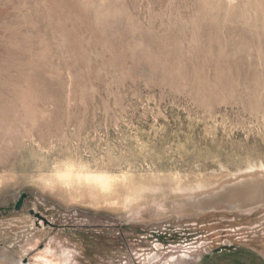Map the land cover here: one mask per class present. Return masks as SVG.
<instances>
[{
  "label": "rangeland",
  "instance_id": "rangeland-1",
  "mask_svg": "<svg viewBox=\"0 0 264 264\" xmlns=\"http://www.w3.org/2000/svg\"><path fill=\"white\" fill-rule=\"evenodd\" d=\"M262 165L264 0H0V264H264V205L196 207Z\"/></svg>",
  "mask_w": 264,
  "mask_h": 264
},
{
  "label": "bare ground",
  "instance_id": "bare-ground-1",
  "mask_svg": "<svg viewBox=\"0 0 264 264\" xmlns=\"http://www.w3.org/2000/svg\"><path fill=\"white\" fill-rule=\"evenodd\" d=\"M76 164H79V163L66 162L64 166L62 165L63 167L61 166L58 169H55L54 175L46 180V183L48 184V186L54 188V186L60 185L61 187L67 190L68 189L77 190V189L84 188L82 189L83 193L85 192L91 198L93 206L97 205L100 202V199L102 197L105 198V196L117 194L118 195L117 197L118 198L123 197V200L122 201L114 200V201H116L117 205L118 203L122 202L124 205L123 209L126 208L127 206H130L131 203L133 204L134 201L139 199V197H141L143 194H145L146 192L145 190L148 189L143 186L135 185L133 186L132 190H130L128 193L120 195L119 187L120 186L125 187L131 181L129 180L130 176L127 174V172H122V173L118 172L119 174L118 173L114 174L112 172L110 173L107 171H93V170H89L90 168L89 166H88L89 167L88 169H85L86 167L85 168L81 167L80 165L81 163L79 164L80 166ZM262 167H264V165H262ZM206 185L207 184L204 182H199L198 184H196L197 187H203ZM262 185H264V174H261V173L259 175L253 174L252 177H247V178L241 177V178L236 179L232 183L229 182L227 184H224L222 185V187H220L218 191H214L213 193H210V194L206 193V195L201 198H205L213 194H218L220 191L223 192L226 190V188L231 187V186H242L243 187L239 192H237L238 197L249 196V195H253L254 193H256V191ZM131 186L132 185L128 187H131ZM193 187L194 186H188L187 188H193ZM113 204L114 202L112 203V205ZM196 207L202 210H205L206 208V207H203L200 200H198V203H196ZM253 208H256V207H253ZM40 259L44 261L43 262L44 264L54 263V259L50 258L47 254H43L42 257L40 256ZM40 259L39 261H41ZM11 264H17V263L11 262Z\"/></svg>",
  "mask_w": 264,
  "mask_h": 264
},
{
  "label": "water",
  "instance_id": "water-1",
  "mask_svg": "<svg viewBox=\"0 0 264 264\" xmlns=\"http://www.w3.org/2000/svg\"><path fill=\"white\" fill-rule=\"evenodd\" d=\"M242 188V186H231L226 188L223 192L220 191L218 194L199 199L203 207H206L205 209H211L213 207L226 209L253 208L264 204V185L259 187L256 193L251 196L238 197L237 192ZM25 197L26 194L22 193L15 204L16 210L21 208Z\"/></svg>",
  "mask_w": 264,
  "mask_h": 264
}]
</instances>
